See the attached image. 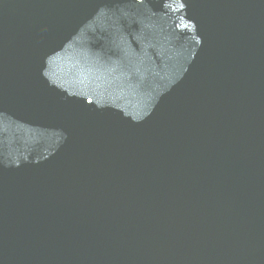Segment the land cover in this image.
Listing matches in <instances>:
<instances>
[{
  "label": "water",
  "instance_id": "obj_1",
  "mask_svg": "<svg viewBox=\"0 0 264 264\" xmlns=\"http://www.w3.org/2000/svg\"><path fill=\"white\" fill-rule=\"evenodd\" d=\"M0 264H264V0H0Z\"/></svg>",
  "mask_w": 264,
  "mask_h": 264
}]
</instances>
